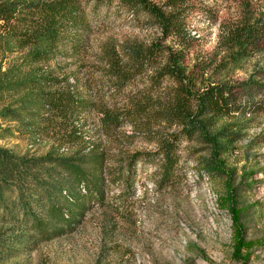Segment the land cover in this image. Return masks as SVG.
Returning <instances> with one entry per match:
<instances>
[{
	"label": "rangeland",
	"instance_id": "obj_1",
	"mask_svg": "<svg viewBox=\"0 0 264 264\" xmlns=\"http://www.w3.org/2000/svg\"><path fill=\"white\" fill-rule=\"evenodd\" d=\"M82 2L86 36L48 62L17 33L28 16L0 20V148L73 160L102 199L78 196L70 226L45 241L21 215L0 220V264H264V0H192L206 11L183 17V38L121 0ZM213 87L235 95L201 115ZM187 98L203 126L191 138L173 114Z\"/></svg>",
	"mask_w": 264,
	"mask_h": 264
},
{
	"label": "trees",
	"instance_id": "obj_2",
	"mask_svg": "<svg viewBox=\"0 0 264 264\" xmlns=\"http://www.w3.org/2000/svg\"><path fill=\"white\" fill-rule=\"evenodd\" d=\"M121 1L130 11L145 13L153 25L159 27L168 37L183 38L185 30L180 22L183 17L192 11H206L192 0H166L163 3L152 0ZM22 4L21 9L17 8L16 3L3 8L0 6L2 15L0 20L9 22L18 14L29 17L20 18L28 22V31L17 33L26 38L22 43L32 46L29 55L34 61L48 62L56 59L60 55V46H64L70 39L73 43H78L86 36L91 26L82 0ZM173 72V75H176L177 72L175 70ZM234 95L233 89L227 92L224 87H213L208 90L201 97L199 107L201 115L203 113L205 115L206 112L203 111H207L206 106L216 108L211 113L220 112ZM62 100L64 98H57L60 104H64ZM188 101L190 100L187 98L186 102L183 101L180 106L178 104V110L173 114L188 126H192L183 133L187 138H191L194 133L202 131L203 126L201 122L193 120L195 114L190 110V106H187ZM172 150L173 148L166 150L169 163H173L174 160ZM85 162L81 160L82 165ZM95 165L100 167L101 164L97 162ZM101 194L97 174L75 164L73 160L55 157L52 154L36 159L18 157L11 151L0 148V220L19 221L21 215L24 221L32 223V228L41 241L63 233L66 227L70 226L75 219L74 209L81 198L99 201L102 199ZM232 197V193H228V200L229 198L232 200ZM45 207L49 209L48 214L41 211ZM237 216L238 214L235 215ZM234 227L236 251L243 257L246 245L243 229L238 224Z\"/></svg>",
	"mask_w": 264,
	"mask_h": 264
}]
</instances>
